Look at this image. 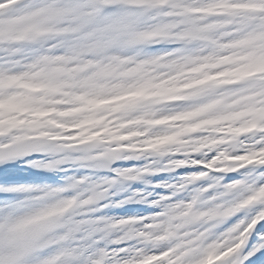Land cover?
I'll use <instances>...</instances> for the list:
<instances>
[{
  "label": "snow or ice",
  "instance_id": "6c2138e0",
  "mask_svg": "<svg viewBox=\"0 0 264 264\" xmlns=\"http://www.w3.org/2000/svg\"><path fill=\"white\" fill-rule=\"evenodd\" d=\"M0 264H264V0H0Z\"/></svg>",
  "mask_w": 264,
  "mask_h": 264
},
{
  "label": "rangeland",
  "instance_id": "374dc122",
  "mask_svg": "<svg viewBox=\"0 0 264 264\" xmlns=\"http://www.w3.org/2000/svg\"><path fill=\"white\" fill-rule=\"evenodd\" d=\"M245 71H251V69H245ZM137 187H142V185H138L136 183H133V189H135ZM113 214H122V213H113Z\"/></svg>",
  "mask_w": 264,
  "mask_h": 264
}]
</instances>
